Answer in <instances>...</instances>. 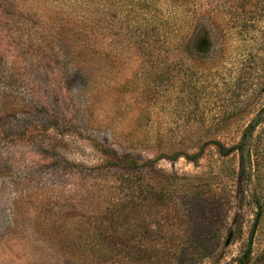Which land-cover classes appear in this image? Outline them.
I'll return each mask as SVG.
<instances>
[{"label":"rangeland","instance_id":"obj_1","mask_svg":"<svg viewBox=\"0 0 264 264\" xmlns=\"http://www.w3.org/2000/svg\"><path fill=\"white\" fill-rule=\"evenodd\" d=\"M108 147L152 160L147 264H264V0H0V264H143L95 241Z\"/></svg>","mask_w":264,"mask_h":264},{"label":"trees","instance_id":"obj_2","mask_svg":"<svg viewBox=\"0 0 264 264\" xmlns=\"http://www.w3.org/2000/svg\"><path fill=\"white\" fill-rule=\"evenodd\" d=\"M252 126L253 125H251V127ZM106 151L111 152L112 155L109 156L104 165L92 166L88 171V175L97 177V175L105 174L106 176H108V178H110V175L113 174L114 178L111 177V180L115 181L114 184L116 188H118L117 186H122V190H125L122 193L121 197L123 198L124 202L122 203V205H113L106 211V213L104 212V214H106L105 218L102 216L103 214L101 215L103 223L97 222V225L101 227L97 230L98 226H96L98 236L95 241H100L102 242V244L105 243L107 246H109L108 244H110L111 242L113 246H116L117 243H122L123 239L125 240V243L129 247V249H131L130 251L139 252L141 253V255L143 254L145 256L143 264H147V262L154 259L155 257H157V261L166 260L167 256L169 255L168 251L155 253V244L145 243L147 240L146 234H148L150 231L152 233V230L149 229V226L150 224H153L152 219L150 218V216H152V211L150 210H153L154 208V199L153 197L149 198L148 196V194H151V192L153 191L151 182L153 181V179H150V177H147L143 174L145 166L149 165L152 160L147 159L141 165L137 159L133 158L127 152L122 155H118V153L110 147H108ZM142 177H147L148 180L145 182V178ZM162 195L163 193L162 191H160L156 193L155 198L162 199ZM163 202L165 203L166 199H164ZM161 206L163 207L164 204L162 203ZM183 211V209L177 208L174 211V217H178L179 215H183L184 217L185 213H183ZM192 216L197 215H195L194 213H190L188 215V218ZM141 217L144 218V220H139V218ZM105 219L108 221V223L105 221ZM104 223L106 224V226H108L107 228H103V226H105L103 225ZM137 228H145V230L143 231L145 238L142 237V240L137 241L138 244H131L130 240H134L133 238H135V236L128 235L127 232H132V234L134 235V232L137 230ZM101 229L104 230L99 231ZM106 231H108V235H105ZM123 232L125 233L124 238ZM143 243L145 244L143 245ZM106 245H102V247L106 249ZM123 245H125L124 242ZM104 249H98V258H103L102 256L106 254V252H101ZM111 249L113 250L114 248ZM122 253L123 251L118 254ZM195 254H197L196 251ZM140 257L142 258V256ZM125 261H127L126 258ZM248 261V255H244L239 259L240 264H248Z\"/></svg>","mask_w":264,"mask_h":264}]
</instances>
